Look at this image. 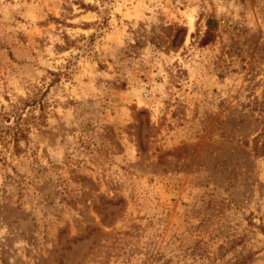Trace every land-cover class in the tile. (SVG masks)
Here are the masks:
<instances>
[{
	"label": "rangeland",
	"instance_id": "1",
	"mask_svg": "<svg viewBox=\"0 0 264 264\" xmlns=\"http://www.w3.org/2000/svg\"><path fill=\"white\" fill-rule=\"evenodd\" d=\"M0 264H264V0H0Z\"/></svg>",
	"mask_w": 264,
	"mask_h": 264
},
{
	"label": "trees",
	"instance_id": "2",
	"mask_svg": "<svg viewBox=\"0 0 264 264\" xmlns=\"http://www.w3.org/2000/svg\"><path fill=\"white\" fill-rule=\"evenodd\" d=\"M217 28H218V22L213 18H209L207 21V29L204 33L202 40H201L202 46H206V45H208V44H210L216 40L217 30H218Z\"/></svg>",
	"mask_w": 264,
	"mask_h": 264
}]
</instances>
